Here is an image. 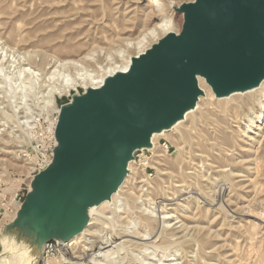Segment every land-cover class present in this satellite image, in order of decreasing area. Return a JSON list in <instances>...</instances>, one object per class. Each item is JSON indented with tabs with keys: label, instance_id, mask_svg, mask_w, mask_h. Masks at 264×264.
Segmentation results:
<instances>
[{
	"label": "rangeland",
	"instance_id": "1",
	"mask_svg": "<svg viewBox=\"0 0 264 264\" xmlns=\"http://www.w3.org/2000/svg\"><path fill=\"white\" fill-rule=\"evenodd\" d=\"M193 2L0 0V190L7 200L21 192L24 203L35 177L50 165L44 158L54 156L62 109L92 89L80 83L55 94L63 84L61 76L51 79L56 64L94 55L79 73L108 79V67L121 66L124 54L137 56V49H125L128 42L161 18L173 19L180 35L185 13L179 10ZM259 88L223 98L213 92L201 107L206 119L196 107L176 128L135 151L120 186V208L106 204L102 217L89 219L73 241L51 242L53 249L36 264L46 258L47 264H264V113L250 129L252 111L262 112L251 105ZM220 118L235 131L227 142L215 131L213 120ZM20 209L0 226V264L19 248L35 250L19 228L8 229ZM146 235L149 240L142 241ZM108 250L110 257L94 260ZM27 257L22 250L15 261L28 264Z\"/></svg>",
	"mask_w": 264,
	"mask_h": 264
},
{
	"label": "water",
	"instance_id": "2",
	"mask_svg": "<svg viewBox=\"0 0 264 264\" xmlns=\"http://www.w3.org/2000/svg\"><path fill=\"white\" fill-rule=\"evenodd\" d=\"M179 12L180 35L165 37L128 75L62 109L53 160L8 227L24 232L41 255L47 244L80 234L87 209L111 199L135 151L151 145L147 135L199 99L195 77L207 78L222 98L225 87L263 71L264 0H195Z\"/></svg>",
	"mask_w": 264,
	"mask_h": 264
},
{
	"label": "bare ground",
	"instance_id": "3",
	"mask_svg": "<svg viewBox=\"0 0 264 264\" xmlns=\"http://www.w3.org/2000/svg\"><path fill=\"white\" fill-rule=\"evenodd\" d=\"M156 2H157V0H152V4H154ZM150 16H152V15H148V14L146 15V17H150ZM159 21L160 22L157 23L156 25H154V27H152L151 29H148L145 32L143 31L144 33L140 34L141 36L136 41L128 42V44L126 45V48L125 47L124 48L127 49V50L137 49L138 50V52L136 53L137 56L132 58L130 56H125V54L123 55V53H122V55H123L122 58H121L122 65L121 66L117 65V66H114V68H110V69L108 67L109 71L107 69V75L110 76L109 80L105 79L104 77H98L96 75H92V74H89V73L88 74H81L82 71H84V65L90 64V63H92V61L95 60V58L93 59L94 55L85 56V57L83 56L84 58H82V59L79 58L80 60L78 59L77 61L76 60L63 61V62H59L58 64H56V67H54L55 70H53V72H51V75L50 74L49 75L51 76V79H55V77L57 78V76H59V77L61 76L63 78V80H62L63 84L61 83L62 84L61 88H56L54 90L55 94L63 95V93L68 92L71 89L76 88L80 83H82L84 86H87V84H90L89 86H91L93 88V91H97L99 89H102L110 81L114 80V78H116L118 76L128 75L130 73V71L132 70V68L137 63V61L140 60L143 56H145L148 53L149 50H151V48L148 49V46H149L151 41L159 40V42H161L165 37L175 34L174 33L175 29H174V21H173V19L168 18V17H164V18H161ZM163 36H164V38H163ZM160 38H162V39L160 40ZM3 52H5V51H3ZM1 54H3V53H1ZM118 57H120V56H118ZM92 65H94V62H93ZM97 66H98V64H97ZM109 66L111 67V64ZM100 68L101 67H99V68L97 67L98 70H100ZM68 69H74L75 73L78 72L77 76L76 77H72L71 75L65 74L66 73L65 71L68 70ZM101 71H102V69H101ZM28 72H30L36 78H38L41 75L39 71H38V73H36V72H34L32 70H28ZM79 72H81V73H79ZM30 73H29V75H30ZM41 76H43V75H41ZM103 76H104V74H103ZM195 79H196V82H197V85H196L197 92L200 93V96H199V99H198L199 101L198 100L189 101L170 120H168L165 123L159 124L150 134L147 135L148 143H152V140H153V138L156 135L162 134L167 129L176 128V126H178L184 119H187L190 115L194 114V113H192V111L196 107H197V110L199 111L200 119H202V120L204 118L206 119L207 116L204 117L205 113L203 114V110L201 109V107L203 106L204 103H206V105H209V101L213 99L214 90H213V87L208 83L207 78L195 77ZM53 81L54 80H52V83H53ZM263 83H264V69L259 75L249 79V81H247V82H244V81L236 82V83H233V84L225 87V89H223V91L219 95V96H221L223 98V97H229V96H231V95H233L235 93L253 92V91L257 90L260 86H262V87L259 88L260 89L259 94L254 97L253 103L251 104L253 106H260L261 109H262V112L259 114V113H256V112L252 111L251 117H250V123H251L250 129H253V128L257 127L256 124L258 123V121H261V119L263 117V113H264V84ZM52 86H56V85L54 84ZM51 94H53V92ZM198 102H199V104H198ZM228 102L229 101H226L225 105H227ZM217 106H220L219 103H217ZM209 116L211 117V115L208 114V117ZM193 117L195 119V116H193ZM194 119L191 120V122L193 124L192 125L193 126L192 129H194L196 132H199V130L196 128L197 125H196V127L194 125ZM214 119H215V117H214ZM220 120H221V118L219 120L218 119L213 120L215 122V124H216V129H217L215 131H216L217 134L222 136L223 140H225L227 142V141L230 140V136L235 135V131L234 130L231 131V129L229 127L223 126L224 122L222 124ZM229 130L231 132H228ZM132 161H133V159L128 162V165L125 168L127 174L130 172V168H131L132 165L129 166V164ZM119 189H120V187L115 189V191H114L115 195L113 196V199L111 197V199H109L108 202L103 203V205L95 204V205L89 207L87 209V211L85 212V216L88 217V219H90L91 221L98 220V218L102 217V211L101 210H103V208L105 206H107L106 204H108V203H110L111 206L115 208V210H116V208H120V206L122 205V198H121V190H122V188L120 190ZM73 240H71V241H73ZM148 240H149L148 239V235H146L145 238L142 239V241H148ZM108 245L110 246L109 243H108ZM8 247H9L8 243H6L5 244V252L6 251L8 252ZM19 249L20 250L18 252H12L11 253L12 255L10 254L11 256L3 257L2 260H1L3 262V264H22V262H20V261H15V257L22 250H24L25 252L28 253V256H29V257H27L28 264H32V263L36 264L39 261V259L42 258L41 253L38 252V250L36 248H35V250H31L30 248H26V247L19 248ZM110 256H111V253H110L109 250L108 251H102V252H99L98 254H96L94 256V260L95 261H97V260H102L103 261V259H107ZM45 262H46V264L48 263V259L47 258L45 259Z\"/></svg>",
	"mask_w": 264,
	"mask_h": 264
},
{
	"label": "built area",
	"instance_id": "4",
	"mask_svg": "<svg viewBox=\"0 0 264 264\" xmlns=\"http://www.w3.org/2000/svg\"><path fill=\"white\" fill-rule=\"evenodd\" d=\"M53 154L50 157H46L45 165L46 167L50 164L52 160ZM22 195L19 192L13 199V201L7 200L5 193L3 190H0V226L1 224L9 217V215L13 214L15 210L21 207L22 205ZM54 243H49L45 246L44 252L45 254L49 253L53 249Z\"/></svg>",
	"mask_w": 264,
	"mask_h": 264
}]
</instances>
